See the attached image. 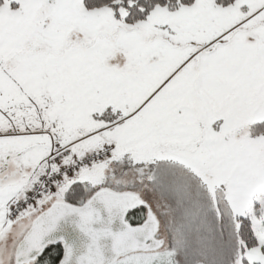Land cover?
I'll return each instance as SVG.
<instances>
[{"label":"snow or ice","instance_id":"1","mask_svg":"<svg viewBox=\"0 0 264 264\" xmlns=\"http://www.w3.org/2000/svg\"><path fill=\"white\" fill-rule=\"evenodd\" d=\"M0 264H264V0H0Z\"/></svg>","mask_w":264,"mask_h":264}]
</instances>
